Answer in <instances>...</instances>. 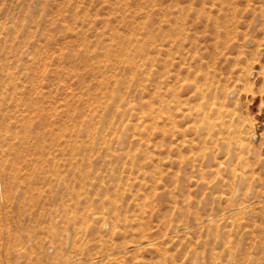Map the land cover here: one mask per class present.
<instances>
[{"label": "rangeland", "instance_id": "obj_1", "mask_svg": "<svg viewBox=\"0 0 264 264\" xmlns=\"http://www.w3.org/2000/svg\"><path fill=\"white\" fill-rule=\"evenodd\" d=\"M0 264H264V0H0Z\"/></svg>", "mask_w": 264, "mask_h": 264}, {"label": "bare ground", "instance_id": "obj_2", "mask_svg": "<svg viewBox=\"0 0 264 264\" xmlns=\"http://www.w3.org/2000/svg\"><path fill=\"white\" fill-rule=\"evenodd\" d=\"M231 207V206H230ZM234 209V208H233ZM233 212V211H232ZM232 214V213H231Z\"/></svg>", "mask_w": 264, "mask_h": 264}]
</instances>
